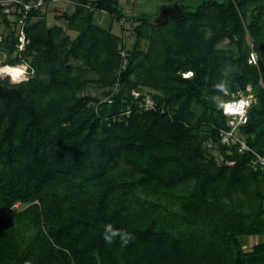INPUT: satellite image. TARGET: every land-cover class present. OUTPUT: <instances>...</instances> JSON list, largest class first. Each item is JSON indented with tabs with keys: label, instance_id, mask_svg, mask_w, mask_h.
<instances>
[{
	"label": "trees",
	"instance_id": "obj_1",
	"mask_svg": "<svg viewBox=\"0 0 264 264\" xmlns=\"http://www.w3.org/2000/svg\"><path fill=\"white\" fill-rule=\"evenodd\" d=\"M76 2L60 16L74 38L32 8L22 50L0 4V66L30 74L0 78V264H264V0H182L164 25L139 12L128 50L94 19L132 18L119 0ZM221 79L225 100L256 99L229 143ZM89 83L105 97L79 94ZM107 223L134 240L106 244Z\"/></svg>",
	"mask_w": 264,
	"mask_h": 264
},
{
	"label": "rangeland",
	"instance_id": "obj_2",
	"mask_svg": "<svg viewBox=\"0 0 264 264\" xmlns=\"http://www.w3.org/2000/svg\"><path fill=\"white\" fill-rule=\"evenodd\" d=\"M76 0H64V1H57L53 2L51 6L42 8V12L44 13V18L47 22L48 27L52 26H61L65 29V32L67 35H69L70 38H74L76 36V32L74 30H70L67 28L66 23L60 19V16L63 12H72L74 7H71V2ZM182 0H119L121 7L127 12V14L132 15V18L130 19H124L122 21L113 20L107 13L104 12H96L94 15L95 22L98 25H112L113 32L119 36H123L127 43V49H130L133 45L135 36L133 35L132 29L136 24L135 16L139 12H145L149 14L150 16H155L157 11L159 9H164L167 6L176 4L175 2H179ZM161 11V10H160ZM12 20H14L12 18ZM8 29L4 25L2 18L0 17V37L1 35L7 34ZM247 44L251 46V38L247 36L246 38ZM229 42L226 40L223 43H221L220 46L228 47ZM142 47L145 48L147 45L146 41L142 42ZM123 57L124 52H122ZM7 58V54L5 51H3L0 48V62L3 63V61ZM250 60H251V54H250ZM250 62V61H249ZM25 65V64H24ZM76 70L79 69L81 66L79 62H73L72 64ZM93 76V74H90ZM5 76V75H4ZM1 76V79H4ZM30 77V75H29ZM94 77V76H93ZM9 78V77H8ZM42 80H46L47 78L45 76H41ZM9 82L10 78H9ZM12 84V83H11ZM108 89L99 87L96 83H89L87 84L80 92L79 94L87 95L91 97H99L104 98L105 95H103V92H106ZM230 97H227L226 100H230ZM147 105L151 104V101L149 99L146 100ZM262 237L257 236H251V237H244L241 239V242L243 244V247L245 249H250L253 245L258 244L260 241H262Z\"/></svg>",
	"mask_w": 264,
	"mask_h": 264
},
{
	"label": "clouds",
	"instance_id": "obj_3",
	"mask_svg": "<svg viewBox=\"0 0 264 264\" xmlns=\"http://www.w3.org/2000/svg\"><path fill=\"white\" fill-rule=\"evenodd\" d=\"M260 53L253 52L251 54V63H256L260 57ZM34 71V70H33ZM5 75V76H4ZM29 70L27 65L18 66H0V77H9L12 84H20L27 82L29 79ZM195 74L191 71L185 74V78L193 77ZM214 90L218 93L212 97V101L218 110H221L225 115L239 116L241 123L247 122L246 110L250 106L249 99H240L238 101L225 100L226 96L230 95V82L228 79H221L213 85ZM102 238L106 244L111 245L117 238L121 246L126 247L134 240V234L124 229L116 228L112 223H107L103 226ZM25 264H30L25 261Z\"/></svg>",
	"mask_w": 264,
	"mask_h": 264
},
{
	"label": "built area",
	"instance_id": "obj_4",
	"mask_svg": "<svg viewBox=\"0 0 264 264\" xmlns=\"http://www.w3.org/2000/svg\"><path fill=\"white\" fill-rule=\"evenodd\" d=\"M57 1H61V0H36L34 2H29V3L24 2L23 0H0L1 5L7 6L4 12L8 15V18L11 20V22L17 21L15 32L19 42L17 46L18 50H22L25 44L27 43L23 29L25 22L24 20L26 18L27 13L32 8H37L42 10V8L44 7H48V6L50 7L53 2H57ZM76 3H77L76 1H72L70 4L71 7H74ZM12 18L14 20H12ZM249 98H250V106L246 110V116H247L248 109L256 102V99L254 95L251 93L250 88H247V94L239 93L237 96H232L231 99L228 101H238L240 99H249ZM148 105L151 106V104ZM225 116L229 118L228 124L231 129L229 131L222 133V143H229L236 140L237 137L236 131L238 127L246 123H241L239 116H230V115H225ZM244 147L245 145L242 143V148ZM261 164H264V158L261 159ZM17 206L18 205L16 204L14 207Z\"/></svg>",
	"mask_w": 264,
	"mask_h": 264
},
{
	"label": "water",
	"instance_id": "obj_5",
	"mask_svg": "<svg viewBox=\"0 0 264 264\" xmlns=\"http://www.w3.org/2000/svg\"><path fill=\"white\" fill-rule=\"evenodd\" d=\"M182 16L183 12L180 6L178 4H174L162 9L154 19V23L157 25H164L168 22V20H176Z\"/></svg>",
	"mask_w": 264,
	"mask_h": 264
},
{
	"label": "bare ground",
	"instance_id": "obj_6",
	"mask_svg": "<svg viewBox=\"0 0 264 264\" xmlns=\"http://www.w3.org/2000/svg\"><path fill=\"white\" fill-rule=\"evenodd\" d=\"M4 67V66H3ZM14 67V66H13Z\"/></svg>",
	"mask_w": 264,
	"mask_h": 264
}]
</instances>
